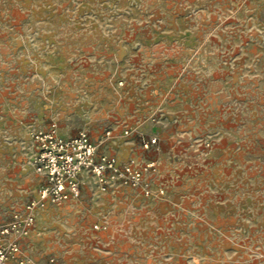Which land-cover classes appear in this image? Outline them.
Returning a JSON list of instances; mask_svg holds the SVG:
<instances>
[{
	"label": "rangeland",
	"instance_id": "374dc122",
	"mask_svg": "<svg viewBox=\"0 0 264 264\" xmlns=\"http://www.w3.org/2000/svg\"><path fill=\"white\" fill-rule=\"evenodd\" d=\"M53 124L87 131L100 154L156 161L159 202L138 197L156 256L141 264H264V0H0V225L25 216L32 135ZM193 181L192 199L173 191ZM94 186L105 206L84 183L15 234L19 257L112 264L103 239L122 228L117 189L131 187Z\"/></svg>",
	"mask_w": 264,
	"mask_h": 264
},
{
	"label": "built area",
	"instance_id": "2783aa9c",
	"mask_svg": "<svg viewBox=\"0 0 264 264\" xmlns=\"http://www.w3.org/2000/svg\"><path fill=\"white\" fill-rule=\"evenodd\" d=\"M130 130H125L128 135ZM111 136V132H108ZM35 147L33 167L41 176L37 195L25 206L23 218H14L0 225V264H56L54 258L43 263L26 261L19 257L21 247L15 234L28 235L37 220V212L49 204L62 205L78 201L83 192V175L95 178L100 189L107 191L111 184H121L139 189L143 196L152 197L155 193L151 177L157 173L156 161L141 162L136 157L126 161L111 154H100L89 133L81 130L76 136H62L55 124L48 130L37 131L32 135ZM156 136L142 139L145 149L157 144ZM159 193L165 194L160 188ZM96 229H107V224L96 225Z\"/></svg>",
	"mask_w": 264,
	"mask_h": 264
},
{
	"label": "crops",
	"instance_id": "0c3cea01",
	"mask_svg": "<svg viewBox=\"0 0 264 264\" xmlns=\"http://www.w3.org/2000/svg\"><path fill=\"white\" fill-rule=\"evenodd\" d=\"M186 108L183 110H179V108H173L170 111V119L173 122V124H187L185 123V117H186ZM63 136V135H62ZM67 137V136H65ZM34 145V144H33ZM110 146L113 145L112 142L109 144ZM116 145V142L114 143ZM35 149V147H34ZM109 150L108 152H110ZM117 152L111 155H115L119 158L120 161H126L130 159L131 157H136L135 155L129 156L128 158H121V155L123 152L121 150L116 149ZM111 153V152H110ZM139 159V158H138ZM140 160V159H139ZM35 172V170H34ZM36 173V172H35ZM37 174V173H36ZM38 180H39V186L37 188V191L41 185V176L38 175ZM158 178V174H155L151 177L153 188L156 189L158 188L157 185L158 183L155 181L156 178ZM94 179L92 176L89 175H83L82 180L83 183H88V190L92 194V202L94 208L102 207L105 206V196L102 194H99V192L95 189L94 186ZM193 183L195 186H193L191 183L187 187L184 186V188L180 189H174L173 191L176 192L177 196L178 194H184V197H187V199H192V193L191 192H196L197 189H199L202 185L200 182L199 184H196L194 181ZM83 187V191H84ZM179 190V191H178ZM36 191V195H37ZM88 191V192H89ZM200 191V190H199ZM117 193L119 194L120 197L123 198V203L127 204L126 209L124 210L125 216H121L119 224L122 225L121 229L119 230V233H117V237L114 236V234H108L105 239H103L105 242L104 248L107 249V253L109 258L112 260V264H141V261L146 258H154L156 255L154 253V250L152 248H149V246H146L145 238L143 236V231L140 227L142 223V210H143V205L144 202L141 200H138V197H145L141 193L139 189L135 188H128V187H123L121 186L119 189H117ZM83 194V192H82ZM176 194H173V196ZM35 195V196H36ZM188 195V196H187ZM34 196V197H35ZM33 197V198H34ZM82 198V197H81ZM155 198V193L152 196V199L154 200L152 203V206H156V204L159 202V200L154 199ZM32 199V198H31ZM30 199V200H31ZM72 202V201H71ZM140 203V204H138ZM71 204V203H70ZM97 205V207H96ZM140 205V206H138ZM107 215L104 217L103 221L99 224H96L98 226H101L103 224H107L109 227V224L111 222V209L106 210ZM106 211L104 212V215H106ZM95 225V226H96ZM101 230H107V229H102ZM102 240V242H103ZM158 257V256H157Z\"/></svg>",
	"mask_w": 264,
	"mask_h": 264
}]
</instances>
